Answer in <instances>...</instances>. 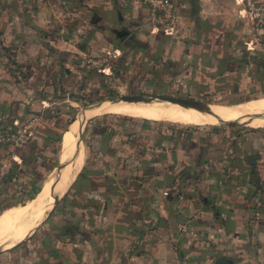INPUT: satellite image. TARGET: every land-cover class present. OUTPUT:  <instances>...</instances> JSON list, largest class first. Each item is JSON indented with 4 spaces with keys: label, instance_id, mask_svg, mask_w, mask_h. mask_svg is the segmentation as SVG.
Instances as JSON below:
<instances>
[{
    "label": "crops",
    "instance_id": "0c3cea01",
    "mask_svg": "<svg viewBox=\"0 0 264 264\" xmlns=\"http://www.w3.org/2000/svg\"><path fill=\"white\" fill-rule=\"evenodd\" d=\"M172 2L179 25L169 38L150 29L146 8L134 0H5L0 6V118L10 125L30 123L38 135L30 149L0 145V183L28 180L24 162L41 150L47 133L64 131L77 91L89 85L87 58L104 59L111 46L159 48L213 75L252 68L248 55H238L250 53L252 35L237 0ZM254 104L260 112L249 111ZM119 107L123 110L107 114L195 126L264 123L259 119L264 98L234 107L213 105L208 112L157 98ZM145 126L128 127L105 117L85 121L83 162L89 156L86 169L101 174L91 177L86 189L79 182L69 188L79 168L61 179L60 192L68 191L66 200L86 235L71 233L50 242V227L61 218V196L41 223L43 232L29 242L32 251L16 255L14 264H213L219 256L232 264H264V131L221 124L184 131L182 139L159 130L156 122ZM41 164L35 169L42 170ZM251 171L258 189L249 184ZM35 202L9 207L0 219ZM38 223L30 224L31 230Z\"/></svg>",
    "mask_w": 264,
    "mask_h": 264
},
{
    "label": "rangeland",
    "instance_id": "374dc122",
    "mask_svg": "<svg viewBox=\"0 0 264 264\" xmlns=\"http://www.w3.org/2000/svg\"><path fill=\"white\" fill-rule=\"evenodd\" d=\"M4 3L5 0H0V6H3ZM256 38L254 39V41H252V44L250 46L247 44L249 46L248 48H250L252 52L249 49L250 53L240 51L238 52V55L242 56V52H244L246 56L248 55V59L250 62L259 61L261 58L258 57V54L261 50H264V37L261 34ZM161 40H164V38L161 37ZM115 47L116 46H111L109 48V51L103 52V54L105 55L103 56L105 57L104 59H99L97 56L93 55L90 57L92 60L90 78L91 80L89 82V85H86V89H84V91H77L76 93V100L79 99V101H77V104H75V110L73 114L74 116L76 115L77 117L79 113L81 114V109H83L87 105L94 104L99 99L111 96H119L122 94H159L178 98L199 100L201 102L208 103V108L211 105L234 107L249 100L264 98V75H259L260 72L262 73V71H258L256 74L255 70L249 68L246 70L237 69V73L228 76L213 75L204 73L202 68H196V66H194L193 62L191 61L189 62V64L183 65V58H175L169 54H165V52L161 51L159 48L153 51H148L147 49L143 50L142 46H140V51H119ZM115 49L117 50V52L114 51ZM238 71H241V73H238ZM81 85H83V82H81ZM165 104L170 106L172 105L170 103ZM122 110L123 107L115 112H120ZM99 117H105V119L109 121H114L118 118H122L125 124H128L130 120H142V118H135L118 114L100 113L97 116L90 117L89 119L84 117L82 119V128L85 124V121ZM259 119L264 120V115ZM76 121L77 118H75V120L70 123L69 127H66L67 132L65 131L66 133L64 137L61 138L59 151V161L61 162L70 158V156H67L68 153H64L63 145L66 136L70 137L71 128L74 126L73 124ZM155 122L156 127H160L159 130H164V127L165 130L169 131V133H173L176 135H179L180 131L182 132V130H184V126H189V130L191 129L195 131V129L198 127L204 128L214 125H221L220 123H218L213 125L195 126L168 121ZM240 122V124H237V128H240L241 130H257V128H261V130L264 131V123H250V121ZM80 136L82 141V138L84 136L83 129L81 130ZM83 156L82 146V157ZM81 162H83V158ZM41 163V166H43V168L39 177L44 179L41 186L28 201L14 204V206H19L30 204L28 203L30 201H33V203L36 201L35 205H26L22 209H25V211L27 212L30 210L28 213L31 212V215L35 212L34 214L37 215L35 218L36 221L34 220V218H32L35 217L34 214L29 218V221H32V223L34 222L35 224L39 221L37 219L39 214H37V211L39 207L43 205L45 198L48 199L52 195L51 198L53 199L57 194H59V192L55 190L54 187H56L58 183H60L61 179H66L68 174L70 176L71 174H73L72 172H74V170L75 173L77 171L74 167H72L74 162L68 160V164H66L59 171L58 179L55 182L54 175L56 172V165L51 167V162L49 161ZM44 186H49L53 189L47 188L42 191V189L45 188ZM63 193H60V195H62ZM20 198H22L20 193L13 194V196L11 197L12 200H20ZM2 203H6L7 205L9 204V202ZM51 205L46 210L47 212L51 208ZM3 209L0 210V213L3 211ZM50 216L51 215L49 214L47 220L50 219ZM42 226L43 225L41 224L40 227H38L39 229H36L32 233L30 232V235H28V237L22 241L23 244H25V246L21 245L22 249L17 247L19 246L17 244L21 243H18L19 241L17 242V244L8 246L0 245V248L5 249L0 251V264H14L16 255L20 253L22 255L29 254L26 249V242L34 241V239L43 232ZM14 245L16 247L11 249ZM26 251L28 253H26Z\"/></svg>",
    "mask_w": 264,
    "mask_h": 264
},
{
    "label": "trees",
    "instance_id": "16d2710c",
    "mask_svg": "<svg viewBox=\"0 0 264 264\" xmlns=\"http://www.w3.org/2000/svg\"><path fill=\"white\" fill-rule=\"evenodd\" d=\"M155 33L159 34V32H155ZM262 35L264 36V32ZM164 36H167L169 38L171 37L168 35H164ZM258 57L261 59L257 62H252V68L251 69L255 70L256 74L258 71H262V73L260 72L259 75H264V52L260 51L258 54ZM245 99H249V98H245ZM76 101H79V99ZM74 110L68 114L67 118L64 121L65 123H68L67 126H69L71 123L70 121L72 120V118L74 116L73 115ZM120 119L118 118L114 121H117V123L120 122V123L124 124L125 123L124 120L122 118H120ZM139 123L140 124H146L145 127L149 128V126L153 125L155 123V121L146 120V119L143 120V118H142V120L138 119V120H134L133 122L130 120L129 123L126 125L128 127H130L134 124H139ZM188 127L189 126H184V130H182V132L180 131L179 137H181L183 139V133H184V131L186 133L187 130H189ZM198 128H196V129H198ZM238 129H240V128H238ZM65 130H66V128L64 129L63 132H62V129H58V130H54L52 133H47L46 135L48 136V138H45V140H43L41 150H37L33 154H30L28 159H26V162H24V163H26V165L28 166V168H27L28 180H26L25 182H14L13 185H9V186H4L2 182L0 183V210H2L3 208H4L3 210H5L9 207L14 206V204H19L21 202L28 201L37 192V190L41 186L44 179L39 177L42 170H38V168L37 169H35V168H36L37 164L40 162L49 161V162H51V167L56 165L57 159L59 156V151H60V137H61L60 135L63 136ZM34 131L35 132L33 134V138L29 142L26 143L29 145V149H30V144H31L30 142L33 141L34 139H36V137L38 135L36 129H34ZM173 138H176V136L173 135ZM182 139H180V140H182ZM82 143H83L84 151H87L88 150L87 144H85L83 142V140H82ZM43 152L46 154H44ZM88 157L89 156H87V158L84 160L82 167L80 168L79 172L76 174V176H75V178H74V180H73V182L69 188L73 187V185L75 183L79 182V184H85L82 188L86 189L90 185V180L92 179L91 177H94V176L98 175L99 173L101 174V172H99L97 170L93 171V173H92V171L90 172L89 170L86 169V164H87L88 159H89ZM30 163H32V167L29 166ZM85 174H87V176H85ZM88 174H93V175L88 176ZM250 174H251V178L249 179V184L252 185L254 187V189H258V184H259L258 178L256 176H254L253 171H251ZM82 188H81V190H82ZM101 190L99 191V193H105V192H102ZM255 192L256 191L253 190L252 194L253 193L255 194ZM16 193H20V195L22 196V198H20V200H16V199L12 200L11 199L13 194H16ZM67 193H68V191H66L61 197V202L63 204V206L61 205V208H60L61 218L59 219V221H57V223H53L50 227V230H51L50 231L51 232L50 233V236H51L50 242L51 243L57 237L65 236L66 234L76 233V234H80L81 237H85V235H86L84 230L79 229V226H78L79 215L73 211V206L71 204H69V202L66 200V194ZM2 202H7V203L9 202V204L7 205L6 203H2ZM28 203L31 204V203H33V201H30ZM52 211H53V209H52ZM215 215H217V214H215ZM66 217L68 219H66ZM26 243H27L26 244L27 251H29V252L32 251L30 249L29 242H26ZM17 245H19L17 247H19L20 249H22L21 245L25 246V244H23V242H21L20 244H17ZM31 246H32V244H31ZM15 247L16 246L14 245L11 249H13Z\"/></svg>",
    "mask_w": 264,
    "mask_h": 264
},
{
    "label": "built area",
    "instance_id": "2783aa9c",
    "mask_svg": "<svg viewBox=\"0 0 264 264\" xmlns=\"http://www.w3.org/2000/svg\"><path fill=\"white\" fill-rule=\"evenodd\" d=\"M147 10V22L151 30L162 35L174 36L178 31L179 15L172 0H134ZM242 17L252 35L250 42L264 32V0H237ZM251 38V37H250ZM249 38V39H250ZM257 39V38H256ZM92 60L87 58V64ZM34 129L30 123L10 125L0 118V145L21 148L33 138Z\"/></svg>",
    "mask_w": 264,
    "mask_h": 264
},
{
    "label": "bare ground",
    "instance_id": "6f19581e",
    "mask_svg": "<svg viewBox=\"0 0 264 264\" xmlns=\"http://www.w3.org/2000/svg\"><path fill=\"white\" fill-rule=\"evenodd\" d=\"M138 103L139 102H127V101H121V100L117 101V102H111V101L105 100V101H102L99 105L91 106V107H88V108L84 109L83 111H81V114L79 113L78 116L76 117L77 121L73 124L74 126L71 128L70 137L66 136V138H65L64 145H63L64 153H66V154L68 153L67 156H71V154L73 152V147L75 145V142L77 141V131L79 129V126L82 124V119L84 117L90 118L92 116H97L100 113H112V112H115L118 109L120 110V108H122L119 106L131 107V106H134ZM211 106H213V105H211ZM224 107H227V106H224ZM106 108H109V109H106ZM103 109H106V110L100 112ZM207 110H209V109H207ZM249 111L251 113L260 112V110L258 109V106L256 104L251 106V108H249ZM81 145H82L81 142H79L77 153L74 156L70 157L71 159H69L70 161L74 162L72 167H74L76 170H78V168H80V165L82 164L81 161H82L83 157H82V146ZM74 172H75V170H74ZM68 177H69V174H68L66 180L68 179ZM63 182H64V179H63L62 183ZM61 186H62V184L58 183V185L56 187H54V189L59 192V194H57V196H59L60 193L62 192ZM60 187H61V189H60ZM51 197H52V195L48 199H46L47 203L45 205V208H43L39 212L38 217H37V219L39 221L44 216L45 211L50 207L52 200H53ZM28 212L25 211V209L22 211L19 210V211L9 213L8 215H6L0 219V245H5V246L12 245L14 243V241L17 240V238H19V237L24 238L28 235V233L30 231H32L30 227L33 224L30 223L31 224L30 225L27 222H28V219L30 217H32V215L35 212L32 215H31V212L30 213H28ZM34 215H35V217H32V218H34V220L36 221L35 218L37 215L36 214H34ZM34 225H35V223H34Z\"/></svg>",
    "mask_w": 264,
    "mask_h": 264
},
{
    "label": "water",
    "instance_id": "95a60500",
    "mask_svg": "<svg viewBox=\"0 0 264 264\" xmlns=\"http://www.w3.org/2000/svg\"><path fill=\"white\" fill-rule=\"evenodd\" d=\"M148 98H157V99H160V100L169 101L171 103H176V104H180V105H183V106H191V107L195 108L196 110H198L200 112H208V110L206 108L208 103H203V102H200V101H197V100H192V99L178 98V97H172V96H167V95H159V94H122V95H119V96H111V97L99 99L94 104L87 105L83 109H81L80 111H83L84 109H86L88 107H91V106L99 105L102 101H105V100L106 101H111V102H117V101H120V100L121 101H127V102H140V101H144V100H146ZM254 115H257V114H251V115H249V118L254 116ZM75 118H76V115L72 118V120L70 122L75 120ZM240 123L241 122L239 120L221 121L220 122V124H225V125H237V124H240ZM82 125L83 124H81L79 126V129L77 131V141L75 142V145L73 147V152H72L70 157L74 156L77 153V151H78V145H79V142H81V136L80 135H81ZM61 137H62V135H61ZM61 137H60V143H61ZM69 159L70 158H68L67 160L61 162V161H59V157H58L57 163H56V172H55V175H54L55 182L58 179L59 171L68 163ZM247 160L249 162H253L254 157H249ZM61 196L62 195H60V196L56 195L53 198V202H52L51 208L49 209L48 212H46L44 214V216L41 218V221L39 222V224L33 228L31 233L33 231H35V229L45 220V217L48 215V213L52 209L53 205L57 202V200ZM25 239H23V240H25ZM22 241H20V242H22ZM20 242H18V243H20ZM2 250H5V249L0 248V251H2ZM213 264H232V263L227 258L219 256V257H217V258H215L213 260Z\"/></svg>",
    "mask_w": 264,
    "mask_h": 264
},
{
    "label": "flooded vegetation",
    "instance_id": "af4514ba",
    "mask_svg": "<svg viewBox=\"0 0 264 264\" xmlns=\"http://www.w3.org/2000/svg\"><path fill=\"white\" fill-rule=\"evenodd\" d=\"M197 101H199V100H197ZM201 102V101H200ZM203 103H206V102H203Z\"/></svg>",
    "mask_w": 264,
    "mask_h": 264
}]
</instances>
